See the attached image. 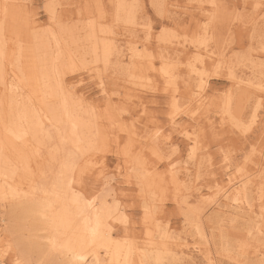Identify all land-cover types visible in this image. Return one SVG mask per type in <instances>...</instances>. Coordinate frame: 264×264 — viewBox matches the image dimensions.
Returning a JSON list of instances; mask_svg holds the SVG:
<instances>
[{
    "label": "bare ground",
    "instance_id": "bare-ground-1",
    "mask_svg": "<svg viewBox=\"0 0 264 264\" xmlns=\"http://www.w3.org/2000/svg\"><path fill=\"white\" fill-rule=\"evenodd\" d=\"M79 1V8H83L84 17L81 20L83 23L70 25V27L55 10L54 0L46 2L45 11L49 22L44 23V26L36 21L37 19L32 18L30 14L25 13L27 12L25 5L20 0H0V205L5 207L15 205L18 207L19 212L29 217L30 221L32 220L35 227L32 233L29 234L31 242L29 243L32 244V249L35 247L36 250L40 251L39 257L33 263L30 261L26 255L29 252V243L28 245L27 243L23 244V242L21 245L16 243L13 247L8 244V241L2 239L0 245L6 246L7 254L10 257L18 256L22 260V264H149L150 261L153 264H162L164 260L173 261L177 257L175 256V259H173L175 254L172 255L169 251L171 249L169 241L172 240L168 241L167 239L173 234L165 230L166 227L163 229L164 226L162 228L160 221L158 222V219L153 216L154 212L162 207V199H165V189L162 188L163 177H159L155 181L156 173L153 174L148 171L143 156L140 153L135 155L129 149V143L125 147L123 145V155L134 171L131 174L137 180V187L142 189L141 196L143 195L147 200L144 205L142 204V216L140 218V230L143 237H145V243L137 245L136 242H133L135 233L133 230H128V218L119 208L118 201H115L114 198H112L114 200L109 201V196L103 195L105 192H102V195L96 194L97 192L92 193L91 196L88 195V197L84 195L81 184L82 176L88 168L90 156L95 155L96 151L107 152L109 143L114 142V144H117L116 140L119 138V136L117 138L116 136L115 138L114 136L107 138L106 128L115 125V129L121 131L127 139H132L134 131L132 130V123L126 125L127 116L121 115L120 111L112 106L115 104V100L113 104L107 91L104 92L103 80L100 76L97 75V83L102 88L101 92L105 96L107 95L103 109L87 101L83 93H79L76 87L77 84H74L76 82L73 83L72 80L70 81L73 84L68 82L67 74L85 67L87 74L93 76L95 72L98 74L100 68H116L117 65L123 70L124 80L137 86L138 82L144 79L147 84H150L151 78H149L148 73L154 70L155 67L152 62V53L144 50V46L142 50H140V47L139 50L135 48L138 43L133 49L128 46L131 51L127 56H124L121 50H117L112 38V30L106 25V18L103 15L100 0H92L93 3L87 2V4L82 5L83 0ZM108 1L114 9L112 11L114 18L111 16L108 20L119 22L126 28L132 29L135 22L134 10L136 9H132L131 3L126 4L125 0ZM212 3H214V11L208 14L209 19L222 17V9L218 7L215 10L216 3ZM77 22H80L79 19ZM208 24H210V20L205 25ZM214 26L215 24L211 27ZM203 28L207 27L203 26ZM169 30L163 28L157 39L161 42L165 40L163 41L165 43L166 39L169 40L171 36ZM201 40L204 41L202 38ZM190 41L191 46H199L204 43L197 42L198 44H195L193 39H190ZM177 44L182 45L183 43ZM113 57L114 59H112ZM193 57L194 59H190L193 61L188 58L186 65L184 64L187 68L185 66L184 68L195 74L194 77H191L194 80L193 83L195 82L198 89L202 88L204 90V83L209 82L206 76L208 70L204 63V56L200 54V51H196ZM209 58L213 59L212 57ZM169 61V65H172L171 69L166 61L158 67V75L165 81L175 79L172 77L178 68L172 60ZM215 61L212 60L213 75L218 76L217 74L221 73L220 69H222L220 67H224L225 64L227 66L230 62L228 63L226 60V63L222 58ZM204 75L207 81L204 79ZM232 76L234 75L232 74ZM256 77L253 76L247 79L243 76L236 80L237 88H234L236 90H234V93H238L237 98L235 94L232 95L231 91L225 95L227 102L222 105L223 110H225L224 114L227 113L226 116L235 124L237 129L244 128L239 113H243L242 110L247 106H243L242 109L241 103L243 104L249 93L251 94L250 87L255 84L252 80ZM77 81L79 82V80ZM175 83L172 82L174 86L171 88L172 101L168 114L170 121L173 120V115H176L177 110H179L177 106L178 99L175 96ZM240 87L243 89L238 91ZM142 88H144L143 85ZM112 97L113 95H111ZM232 99H235L234 106L236 105L233 108L231 107ZM257 107H259L258 103L255 108L253 107L250 116L251 122L257 117ZM143 110L144 107L141 108V112ZM132 116L130 115L134 119L135 116ZM138 117L140 118L139 115ZM128 121L132 122L133 120L129 119ZM156 133H152L154 135L151 137L152 139L150 138L153 141L152 143L157 144L160 140L158 137L161 139L162 137L165 139L170 137L168 134L161 133L158 135ZM185 133L187 134V132ZM194 141H196V138ZM193 147L195 148V145ZM152 150L156 155L159 154L156 152L157 149ZM192 151L195 155V149ZM192 151L189 152L192 153ZM254 151L247 157L252 158ZM162 152L164 151L162 150ZM259 154L264 155L262 152H259ZM226 157L228 156L226 155ZM226 161L224 166L229 167L230 164ZM197 165L194 172L186 166H176L173 163L170 166L167 165V176L173 188L174 202L180 209L187 206L188 196L193 194L192 191L195 190V197L210 199L208 203L211 208L220 212L218 213L219 218L216 228L221 229V233L223 231L221 223L224 221L233 223L236 226V223L244 218V220H248L250 223L254 222V224L260 219L262 220L264 217V181L254 182V177H250L251 170L250 173L247 170L248 176L247 174H241L243 169L241 165V168L236 171L240 173V178L226 179V182L217 184L214 192L207 193L199 189V180L201 179L202 182L205 174L214 178L216 172L208 168L213 166H208L207 170H201L200 163ZM262 178L264 180V176ZM215 180L217 179L215 178ZM252 186L254 187L252 188ZM252 190L261 193L258 195L260 196V202L257 211H255L254 205L247 197L249 196L247 191ZM194 208L192 210L196 211ZM253 213H257V216ZM183 214L184 219L191 225L193 224L195 229L196 227L200 228V214L198 216H196V213L191 214V210L190 214ZM166 226L168 225L166 224ZM247 227L243 226L239 232H235L239 233L238 236L242 235L245 240H239L241 241L238 245L240 254L239 257H235L234 261L240 262L242 257L246 261L253 260L256 264L261 263L264 260V251L257 248L262 242L259 240L264 238L260 228L261 224L254 226V229L253 227ZM117 229L121 231L118 233L116 232ZM39 230H44V234L39 235ZM130 232L131 234H129ZM259 235L260 237H258ZM174 236L176 235L174 234ZM201 236L204 237L205 234L202 233ZM206 238L207 236L203 240ZM173 246H176V244ZM235 252L237 253V251ZM150 253H152L151 256ZM206 257L211 260L210 252H206ZM261 258H263L262 261ZM1 261L0 264H5ZM177 261L179 260L177 259Z\"/></svg>",
    "mask_w": 264,
    "mask_h": 264
},
{
    "label": "rangeland",
    "instance_id": "rangeland-1",
    "mask_svg": "<svg viewBox=\"0 0 264 264\" xmlns=\"http://www.w3.org/2000/svg\"><path fill=\"white\" fill-rule=\"evenodd\" d=\"M22 1L23 0H20V2ZM47 1L48 0H24L22 2L27 11L25 13L30 14L35 20L37 19L36 21L41 23V25L43 24L42 26L45 25L44 23L49 22L47 20L48 15L45 11ZM54 1V8L56 6L55 10L63 17L62 19L67 25H80L83 23L81 22L84 17L83 8H79V0ZM87 2L93 3L92 0H83L81 5L87 4ZM100 2L103 15L106 18V25L112 30V38L117 46V50H121L123 55L127 56L130 54L131 49L136 46V43H138L135 48H138V50L141 48L140 50H142L144 46V50L152 53V62L155 68L148 73L150 76L149 78H151L150 84H147L144 79L140 80L137 86L124 80L123 70L117 65L116 68L109 67L105 69L99 67L100 70H98V74L95 72L93 76L87 74L88 72L85 71V67L78 68L77 71L67 74L69 78L68 82L73 84L75 81L76 83L74 84H77L76 87L79 93H83L87 101L103 109L106 104L104 102H106L107 95L105 96V94L101 92L102 88L97 83V78L100 76L103 80L104 92L107 91L112 103L115 100V104L113 103L114 105L112 106L119 110L121 115H126V120H136L134 121L135 123L128 120L126 122V125H131L130 123H132V130L134 131L132 139H127L121 131H117L114 127L115 125L108 127L110 129L113 128L111 131L106 128L108 133L107 138L113 136L114 138L115 136L116 138L119 136V138L116 140L117 144H114V142L109 143L107 152H102V150L100 152L96 151L97 153L95 152V155L90 156L88 168H86V172L83 174L84 177L82 176L81 184L84 195L88 197V195L91 196L92 193L97 192L96 194L102 195V192H107L103 195H108L109 201L114 199L118 201L119 208L126 214L128 218V230H133L135 233L133 242H136L137 245L145 243V237H143L140 230V218L142 216V206L147 200L143 195L141 196L140 192L142 189L137 187V180H135L131 174L134 171L123 155V145L125 147L127 143H129V149L135 155L140 153L143 156L145 167L148 171L153 174L156 173L155 181L159 179V177H163L162 179L164 180L162 182V188L165 189V199H162V207H160V210L158 209V211H155V214L152 215L158 219V222L160 221L161 227L164 226V228L162 227L163 229L166 227L165 230L173 234H169L170 238L168 237L167 239L168 241L172 240L169 241L171 248L169 251L172 255L175 254L173 259H175V256L177 258L173 261L164 260L162 264H210V262L211 264H256L255 261H246V259H242V257L240 262L234 261L235 257H239L240 254L238 250L240 247L238 245L241 241L239 240H245V238H242V235L238 236L237 234L239 233L235 232H239L243 226L247 227L249 225L250 227L247 228L253 227L254 229V226L261 224L260 228L264 234V217L262 220L258 217L261 222H256V225L254 222L250 223L248 220H244L245 218L243 219L244 221L237 222L236 226H234L233 223L231 224L230 222L224 221L221 223L223 227L221 233V229L218 230L216 228L219 218L218 213L220 212L211 208L208 203L210 199L195 197L196 191L194 190L192 191L193 194L190 195L191 197H187V206L189 208L184 206L183 209H180L177 206L176 202H174L173 188L167 176V167L173 163L176 164V166L189 167V169L194 172L198 166L197 164L200 163L202 166L201 170H207L208 168L212 169L216 172V176L214 175L213 178V176L205 174L202 178V182L200 179L198 183L199 189L207 193L214 192L217 188V184L219 185L226 182V179L234 177L240 178V173L236 171L241 168V165L243 166L244 162L245 165L243 166L241 174H247L248 176L251 170L250 177H254V182L264 181L262 178L264 176V155L259 154V152L264 154V0H125L124 2L126 4L131 3L133 10L136 9L134 10L135 22L132 29L126 28L119 22L108 20L111 16L114 18L112 12L114 9L108 0H100ZM212 2L216 3L215 10L218 7L222 9V17L209 19L208 14L214 11V3ZM57 9L60 10L58 11ZM77 11L79 12L77 13ZM74 16L78 17L77 21L79 19L80 22H77ZM207 19L210 20L211 25H205L206 22H209ZM214 24L215 26L211 27ZM203 26L207 28H203ZM163 28L170 29L169 32L171 34L169 37L170 39H166L165 43L163 42L165 40L161 42L157 39L158 34L161 33ZM201 38L204 41H202ZM190 39H193L195 44H198L197 42H204L202 44L205 45L203 46L200 44L199 46H191L192 43L190 44ZM177 43H183L184 45H178ZM196 51H200V54L204 56V63L208 70V75L206 76L209 82L204 83V90L202 88L198 89L195 82L193 83L194 80L191 77H194L195 74L190 72L189 69H185L187 68V66H185L186 61L188 58L189 60L194 59L193 55ZM209 57H212L214 61L216 59L218 60V58H222L224 61L227 60L228 63L230 62V64H227V66L225 64L224 67H220L222 68L220 69L221 73H218V76H216L213 75V59ZM112 59H114V57ZM169 60H172L175 65L177 64L176 67L178 66V68L177 71H175V75L172 77L175 79L165 81V79L158 75V67L166 61V64L170 68L172 65H169ZM232 74L234 76H232ZM249 75L251 77L257 76L258 78L256 77L252 80L255 84L250 87L251 94L249 93L246 101L243 102V104L241 103L242 109L243 106H247L242 110L243 113H239L244 128L237 129L235 124L226 116L227 113L224 114L225 110H223L222 105L227 102L225 100L227 92L230 93L231 91L232 95L234 96L235 94L237 98L238 93H234L237 88L236 80H239L243 76L250 79L251 77ZM206 76H203L205 80ZM70 80H72L73 83ZM77 80H79V82ZM173 81L174 83L176 82L175 96L178 99L177 106L179 110H177L176 115H173V120L170 121L168 114L171 109V88L174 86V84H172ZM142 85L144 88H142ZM239 89L238 91H241L243 88L241 89L240 87ZM102 94L104 95L102 96ZM111 95H113L112 98ZM257 103L259 105V107H257L258 110L256 108L257 117L251 122L250 116ZM234 104L235 99H232V108ZM143 107L144 110L141 112V108ZM234 107H236V105ZM122 111L125 112L123 113ZM130 115L136 118L134 117L133 119ZM198 123L199 125H197ZM154 132H157L156 134L158 135L161 133L168 134L170 137L167 139L158 137L160 139L159 142L157 144L152 143L151 137L154 136L152 134ZM185 132H187V134ZM192 134L195 136L196 141H194L195 138L194 136L192 137ZM153 144H156V148ZM194 145L195 148L193 147ZM152 149H157L156 152L159 154L156 155V153L152 152ZM194 149L195 155L193 153L194 151H192ZM255 149L256 151H254ZM258 149L259 151H257ZM162 150L166 153L162 152ZM189 151H192V153ZM253 151V159L248 158L247 156L251 155ZM226 155L228 157H226ZM225 161L230 164L229 167L224 166ZM215 178L217 180H215ZM234 180L236 181V179ZM253 187L254 186H252V188ZM259 194L261 193L254 190L250 192L247 191V195H249L247 197L254 205L255 211H257L260 202ZM193 208L196 209V211L192 210ZM190 210L191 214L196 213V216L200 214V228L196 227L195 229L193 224L191 225V223H188V221L184 219L183 213L190 214ZM253 214L257 216V213ZM29 219L30 218L25 216L22 212H19L18 207L15 205H7L6 207L0 205V240L5 239L8 241V244L13 247L14 244L19 243L21 245L22 242L28 245L30 242L29 234L32 233L35 227L32 220L30 221ZM166 224L168 226H166ZM202 229L204 232L201 231ZM235 229H237V231H235ZM120 231L119 229L116 230L118 233ZM38 232L39 235H43L45 231L39 230ZM201 232L205 234L204 237L207 236L206 239L203 240L204 237L201 236ZM129 234H131V232ZM220 234L222 235L220 236ZM119 236L121 235L119 234ZM258 237H260V235ZM259 241L262 242H260L261 244L256 242L260 244L257 248L264 251V238ZM175 244L176 246H173ZM31 245L26 255L33 263L36 258L39 257L40 251L38 249L36 250L35 247L32 249ZM235 251H237V253ZM206 252H210L211 260H208L206 257ZM7 253L6 246L0 245L1 262L5 264H22V260H20L18 256L15 255L12 258ZM151 255L152 253H150V256ZM177 259L179 261H177ZM262 259L263 258H261V261ZM262 262L257 264H264ZM149 264H153L152 261H150Z\"/></svg>",
    "mask_w": 264,
    "mask_h": 264
}]
</instances>
